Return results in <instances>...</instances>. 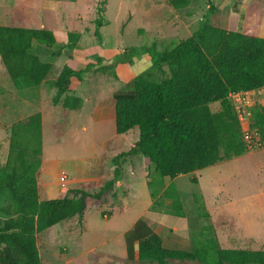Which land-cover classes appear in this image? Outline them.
Returning <instances> with one entry per match:
<instances>
[{"label":"trees","instance_id":"trees-1","mask_svg":"<svg viewBox=\"0 0 264 264\" xmlns=\"http://www.w3.org/2000/svg\"><path fill=\"white\" fill-rule=\"evenodd\" d=\"M174 10H182L190 0H166ZM214 6H209L197 30L187 39L169 49L158 51L150 46L148 51L156 68L168 69L160 81L136 75L127 95L115 98L114 130L123 135L138 130L135 144L112 159L111 176L94 192L73 188L53 199H41L38 174L42 156V116L36 112L25 120L10 126L7 157L0 173V192L8 190L12 204L6 213L11 218L0 224V264H42L37 247V235L52 226L77 216L92 207L108 203L122 206L127 191L121 189L122 161L125 157L141 155L150 160L151 169L159 177L171 181L179 175L191 174L217 163L240 157L250 151L241 134L236 114L228 99L234 92H262L264 102V39L259 36L264 0H250L240 14L237 31H227L211 16ZM107 22L101 7L94 21L96 30ZM67 50H72L78 34L68 33ZM55 43L53 33L46 28L31 29L0 25V64L15 90L38 86L51 70L50 62L42 61L35 53L36 47H50ZM129 49L109 59L96 56L83 70L75 71L64 66L54 86V105L79 110L83 101L69 90L71 78L85 81L97 73L114 71L130 63ZM211 104H217L212 111ZM252 126L257 130V141L264 144V110L252 111ZM153 178L148 181L151 187ZM196 184L197 179L190 178ZM165 184H161L163 188ZM151 190L152 212L163 211L159 198H168L164 192ZM70 194V195H68ZM197 216L207 219L203 201L194 196ZM164 214L184 218L183 204L178 192L172 197L169 210ZM105 213H101V217ZM202 239L190 251L166 249L159 235L148 232L138 240L139 260L165 264V260L189 259L203 264H264V251L221 249L213 227L203 228Z\"/></svg>","mask_w":264,"mask_h":264},{"label":"rangeland","instance_id":"rangeland-1","mask_svg":"<svg viewBox=\"0 0 264 264\" xmlns=\"http://www.w3.org/2000/svg\"><path fill=\"white\" fill-rule=\"evenodd\" d=\"M220 1L193 0V7L183 10H174L167 5L169 9L164 8V13L171 17L175 14L183 16L186 10H192L195 16L191 21V31L204 19L208 7H215L220 4ZM33 2L36 1L0 0V25L36 27L31 17H29L31 19L26 18V15H32L35 11L36 3ZM17 3H23L25 6ZM128 4L131 5L132 2L128 1ZM128 4L127 8L131 9ZM100 5L103 10V2H100ZM111 5H115V1H112ZM214 16L215 12L211 16L212 24H215ZM110 20L111 25L101 31L102 37L106 41V49L102 52L104 54L111 53L107 50L109 46L112 49H123V52L133 48H142V51L150 54L148 51L150 46L162 51L189 37L185 31L174 32L169 29L165 31L160 29L157 34L147 29L148 32L143 33V29H139L141 22L136 17L126 21L122 26H120L122 20L112 17ZM93 36V38L90 35L87 36L85 42L88 43L90 38L92 41L99 40V35L94 33ZM48 50L49 48L36 47L34 53H38L39 58L46 61ZM134 52L133 50L130 53V59ZM59 67L58 63L52 66L46 77V83L42 85L38 93H32L27 88L15 96L13 93L15 94L16 90L12 87L11 81L0 64V173L7 157L10 126L20 119L29 117L30 113L41 111V114L44 115V142H42L43 157H41V161H45L38 174L41 199L57 198L67 194L68 190L73 188H82L89 192L96 191L102 185L106 175L113 170L111 169L114 168L113 157L120 152L129 150L137 141L138 134L136 129L124 135L115 134L114 108L109 110L112 122L108 119L102 126H96L89 121V124L85 126L86 129L78 126V122L73 119L74 113L68 114L66 111H62L61 102L56 105L52 103L56 93L54 79L58 75ZM140 75L152 81H159L164 77L149 69L143 70ZM116 79L115 71H108L97 73L86 80L82 87L83 97L87 100L86 106L92 107L95 98L100 95V91L115 83ZM70 93L75 95L76 91L70 90ZM249 98L252 102V111L255 109L264 110L261 91L249 92ZM31 99H36L41 104L39 103L37 108L29 107L25 101H31ZM81 100L83 101L82 98ZM210 108L212 111H216L218 105L211 104ZM64 129H66L65 135L63 134ZM52 158L58 159L61 163V167L57 169L56 173L58 185L50 182L51 176L55 173V168L50 162ZM149 165L150 160L141 155H132L123 159L120 187L129 192V196L123 198V211L119 212L114 208L115 206L106 202L87 209L85 220L90 230L86 233L88 239H85L83 244L88 246H81L79 242L71 245V239L64 237L65 233L73 237L78 231H82V223H80L82 220L79 222L77 217L63 233L58 231L53 234L44 232L38 234L37 247L42 264H98L104 257L103 254L116 244V240L111 238L114 227L129 221L135 215L146 216L144 211L149 202L146 181L153 178L150 191L158 190L160 192L162 190L160 185L169 182L159 177V173L153 169L149 175ZM89 170H95L103 178L99 181L84 183L83 177L89 173ZM190 178H195L198 182L191 183ZM43 180L47 182H43ZM168 192H178L189 224L194 226L212 225L216 237L220 238L224 247L264 251V144H256L245 155L221 161L198 173L177 176ZM195 195L203 201L209 213L207 219L196 215ZM158 200L162 202V210L170 209L171 201L168 202L163 197ZM11 204L8 190L0 192V224L11 218L6 213L7 207ZM98 212L105 213L103 219H108V221L105 222ZM147 212V215L152 216L150 209H147ZM165 216L170 225L181 222L180 218L173 215L165 214ZM157 221L158 225L153 224L155 229H159L162 223ZM98 228L105 229L107 234L100 238L92 237L93 234L90 231ZM225 238L239 243L224 244ZM66 242L67 245H65ZM67 246L69 251L66 255ZM91 246L95 248H90ZM83 247L84 249H82ZM151 263L154 264L155 261Z\"/></svg>","mask_w":264,"mask_h":264},{"label":"crops","instance_id":"crops-1","mask_svg":"<svg viewBox=\"0 0 264 264\" xmlns=\"http://www.w3.org/2000/svg\"><path fill=\"white\" fill-rule=\"evenodd\" d=\"M34 1H36L33 2L36 3V7H34L35 11L33 12L32 15L31 14L26 15V18L27 19L32 18V21L35 22L34 26L36 27H31V29L46 28L53 33L55 37V43L50 47H40V48H49L48 57L50 59L48 57L47 58L43 57V58L46 59L45 62H50L51 66L55 65L56 63L60 65L58 75L64 66H68L72 70L79 71V70H83L86 67L87 63L96 56H101L104 57L105 59H109L114 55L123 52V49H112L109 46L107 50H109L111 53L110 54L102 53L106 49V41L102 37L101 31L104 28L111 25L110 17L122 20L120 26L126 23V21H129L132 18L136 17L141 22V24L139 25L140 27L139 29H143L144 31L143 33H147L148 30L150 29L155 34H157V31H160V29L164 31L169 29L170 31H174V32L185 31V34H188L190 37L198 28L197 25L193 30L190 31L191 21L195 16L192 10L189 11L186 10L183 16H178L177 14H175L174 16L171 17L169 15H166L164 13V8L169 9L166 0H34ZM112 1H115V5H111ZM128 1L132 2V4L129 5ZM209 1L215 2L216 0H209ZM100 2H103L104 4L103 18L107 23L97 29L99 40L92 41L90 38V41L87 43L85 42L87 36L90 35L92 38L94 37L93 34L95 33L96 30L94 21L97 18V9L101 7ZM193 3H194L193 0H190V4L188 5V7L184 9L192 8ZM219 3L220 4L215 5L216 8L215 16H214L215 23L224 30L237 31L238 20L233 19V12H237L240 14L242 11L247 9L250 0H221ZM17 4H22L25 6V4L23 3H17ZM127 4L129 7H131L132 10L127 8ZM5 26L23 27L21 25L19 26L5 25ZM23 28H27V27H23ZM68 33L78 34L79 36L75 47L71 51L67 50L66 48L68 42V37H67ZM259 36L264 39V14L260 22ZM35 54L39 57L38 53L35 52ZM146 69H149L150 71L158 72L162 75H163L162 71L164 73H168V69L164 66L162 67V71H159L156 68L150 54L145 53V51H142V48H137L133 53L132 58L130 59V63L120 64L115 68L114 71L117 76L115 83H112L108 87H104L105 90L103 89V91H100L99 93L100 95L95 98V101L93 102V106L90 108L86 106L87 100L83 97V92H82L83 83L86 80L82 82H78L75 78H71L69 90L76 91L75 96L83 99V105L79 110L76 111L63 109V108L61 109L62 111H66L68 114L74 113L73 119L76 120V122H78L77 123L78 126H82L83 129H86L85 126L89 124V121L93 123V125L102 126L104 123H106V121H108V119L109 121L112 120V115H110L109 110L114 108L115 98H119L127 95L130 91V86L135 76L140 75L142 71ZM57 76L55 77L54 81L56 80ZM45 80L40 85L30 87L27 90L32 93H36V92L38 93L41 90L42 85L46 83ZM20 91L21 90H16L15 94L13 93V95L16 96ZM25 102L29 105V107L32 108H35L39 103L41 104V102L36 99H31V101H25ZM32 114L34 113H30L29 116ZM41 116H42V142H44V133H43L44 115L41 114ZM25 119H20V121ZM65 131L66 129L63 130L64 135H65ZM137 138H138V134H137ZM92 156L94 157L95 155L93 154ZM51 160L52 161L50 162H52L55 168V173L54 175L51 176L50 182L55 185H58L57 184L58 177L56 173H57V169L61 167V163L56 158L55 159L52 158ZM44 162H45L44 160L41 161V168L44 166ZM91 166L93 165L91 164ZM111 172L106 175L105 179H107L108 176H111ZM198 172L199 171H195L192 174ZM102 178L103 177L101 175H98L95 172V170L93 171L89 170V173L83 177V179L85 180L84 183H88L90 181H99ZM173 180L166 183L161 190V193L164 192L166 195H168V198H165V200L167 199L168 202L171 201V203H172V197H174L175 192H168V190L170 189ZM44 181L47 182L46 180H43V182ZM146 185L148 187L147 181H146ZM38 186L40 193L39 180H38ZM161 193L159 195H161ZM127 194L128 197L129 196L128 191ZM148 198H149V202L147 203V207L144 211L146 216L135 215L129 221L120 223L119 226L114 227L111 238L116 240V244L113 245L109 251H106V253L103 254L104 257L100 260L98 264H152L151 261L139 260L137 257L138 240L140 238L145 237L149 231L160 236L162 240V246L166 249L190 251L195 244L201 241L203 228L207 225L194 226L189 224L186 220L185 212H184L185 213L184 218L177 217L181 219L180 223L171 224V225L167 223V217L163 213L164 210L159 212H151L150 215L152 216H149V214L147 215L148 213L147 209H150V206L152 204L149 187H148ZM114 208L118 209L119 212L123 211V198H122V206L120 208L115 206ZM85 212L83 213L81 219L75 216L78 218L79 222L82 220L80 222L82 223L81 225L82 231L81 232L78 231L76 236L73 237L67 235L66 233L64 234V237L71 239V243H72L71 245H74L75 243L79 242L81 246L84 247L88 246L83 244L85 242V239H88L86 233H88V231L90 230L88 229V225L86 224ZM98 213L101 217V213L100 212ZM75 217L62 221L60 222V224L58 223L43 232L47 234H53L58 231L63 233L67 227L72 225ZM101 218L103 219V217ZM103 220L105 222L108 221V219H103ZM157 220L162 222L160 224L161 226L159 229H155L153 226V224L155 223H156L155 225H158L157 223L159 222ZM75 221L77 222V220ZM90 232L91 234H93L92 237L94 238L104 237L107 234L105 233V229H100V228L93 229ZM216 238H217L218 246L221 249H234V248L224 247L225 245L222 244L220 238L219 237ZM235 243L237 244L239 242L229 238L224 239V244L235 245ZM65 245H67V242L65 243ZM84 247L82 249H84ZM90 248H95V247L91 246ZM68 251L69 249L67 246L66 255L68 254ZM38 254H39V248H38ZM154 264H158V263L155 262ZM165 264H203V263L199 262L198 260H189V259L181 260V259L168 258L165 260Z\"/></svg>","mask_w":264,"mask_h":264},{"label":"built area","instance_id":"built-area-1","mask_svg":"<svg viewBox=\"0 0 264 264\" xmlns=\"http://www.w3.org/2000/svg\"><path fill=\"white\" fill-rule=\"evenodd\" d=\"M228 99L239 122L243 141L251 150L260 143L257 141V130L252 126V102L249 98V92L230 93Z\"/></svg>","mask_w":264,"mask_h":264}]
</instances>
